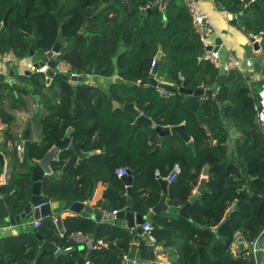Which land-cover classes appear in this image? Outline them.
I'll return each instance as SVG.
<instances>
[{"label":"trees","instance_id":"trees-1","mask_svg":"<svg viewBox=\"0 0 264 264\" xmlns=\"http://www.w3.org/2000/svg\"><path fill=\"white\" fill-rule=\"evenodd\" d=\"M215 2L219 9L234 15L231 22L238 27L253 34L264 32V0ZM160 3L161 0H115V3L111 0H0V28L11 10L0 35V53L13 51L19 60L31 51L42 56L63 35L66 42L58 59L67 62L74 73L84 78L82 82H72L53 77L48 82L45 73L38 71L20 76L24 84H2L0 117L5 123L14 121L3 102L8 87L11 108H22L27 97L40 94L45 114L39 111L34 117L43 139L38 143L27 141L24 160L28 164L27 173L0 186L3 195L0 224L8 222L5 196L14 191L11 206L20 213L30 202L33 169L38 164L30 161L27 152L44 157L54 145L48 131L64 136L73 127L74 139L79 141L82 133L88 138L98 134L97 142L82 140L84 150L105 151L104 135L113 138L109 141V144L112 142L108 148L110 156L105 157L104 163L85 158L73 168V162L66 160L74 158V152L62 151L63 157L54 163L61 173L45 176L42 189L60 201L63 209L69 208V201L91 200L98 184L107 182L105 200L99 205L109 212L119 211L126 207V196L122 179L116 175L118 168L128 165L134 175L143 177L150 165L162 163L163 176H167L178 164L181 173L167 188V202L172 210L157 214V226L151 231L155 245L165 250L154 260L149 257L148 264H256L250 247L257 239L264 246V126L262 121H257L261 118L262 102L248 84L249 76L237 69L224 73L223 83L219 85L220 65L205 57L206 49L195 31L188 3L167 0L166 20L160 10L141 16L142 9H155ZM262 37L264 53V34ZM160 48L163 55L156 74L158 86L140 84L151 75ZM259 66L264 73V62ZM88 76L107 81L92 84L85 81ZM181 86L209 89L213 93L196 95L172 90ZM48 87L50 94L44 92ZM159 89L165 93L161 94ZM113 101L122 108L114 109ZM130 103L153 120L154 125L135 124L137 116L123 108ZM49 119L54 120L53 127L50 123L46 126ZM225 121L233 123L240 134L236 148L229 144ZM84 124L89 128L78 131ZM174 125H184L185 133L194 142L195 152L187 140L175 134L165 137L157 149V126ZM206 167L209 170L207 188L190 202ZM150 193L158 194V191L151 189ZM156 199L144 198L145 209ZM235 199H238L237 207L228 214ZM186 205H189L187 216L180 213ZM43 224L52 226L51 233L44 234L58 242L60 237L56 235L57 224L52 216L43 219ZM25 235L0 239V264H28L27 259L35 258L36 244L34 250L27 252L26 246L22 256L12 253L10 259L4 260L7 241L19 240ZM28 236L38 242L34 234ZM238 236L241 240H237ZM130 239L124 238L122 250L104 249L99 251L100 255L93 251L87 257L100 264H123ZM235 242L237 253L233 252ZM63 246L69 247V242H63ZM141 253L143 257L149 253L145 241L141 243ZM85 258H78L79 263ZM36 264L60 263L39 257Z\"/></svg>","mask_w":264,"mask_h":264},{"label":"crops","instance_id":"crops-1","mask_svg":"<svg viewBox=\"0 0 264 264\" xmlns=\"http://www.w3.org/2000/svg\"><path fill=\"white\" fill-rule=\"evenodd\" d=\"M183 1L189 4L191 0H183ZM198 3L200 7L209 16L210 24L213 30L210 39L214 44V47L217 46L216 43L217 39L221 40V45L219 47V52L221 54L220 66L221 65L228 66L235 59L243 60L246 58H251L255 63L254 70H248L245 74L249 76L248 84L252 87V89L254 90V92L257 94L258 98L262 102L261 120L264 126V86L262 83L264 73L262 70L260 71L257 69L259 63L261 61L264 62V56L259 55L261 54L260 52L262 51L261 45L259 49H256L255 43L253 39L250 37L251 32L247 31L242 27H238L235 23L231 22L234 15H231L225 10L219 9L215 0H200ZM40 59L41 56L36 53L34 56H31V54H29V56L22 58L20 60L18 59L16 63L7 66L5 73L6 79L5 82H2V84H4V86L7 84H24L23 82H21V80H19V77L23 75L29 76L34 72H38L36 69L35 70L33 69V66L35 62ZM15 69H18V74L14 72ZM226 70L228 71V69ZM39 71L45 73L46 67ZM27 72H31V73L27 74ZM86 78L88 79L87 82H90L92 84L93 83L95 84L96 82L105 83L107 81V79L105 78H99L93 76H88ZM10 80L12 81V83L9 82ZM51 80H47V81H51ZM2 84L0 85V89H2L1 88ZM49 91H50L49 87L46 90H44L46 94H50ZM5 92L6 95L4 96L3 99V102L6 104L5 109H7V111L14 116V121L12 123H5L0 117V186H5L11 180L16 179L27 173L28 164L24 163V161L20 162L19 159L18 161L16 160L17 144L21 141V136H24L25 153H26V151H28L27 141L32 140V142L38 143L43 139L41 129L37 127L34 117L39 113V111H41L40 112L41 114H45V107L42 103L43 100L40 94H39L40 96L39 105L35 99L36 95H32L26 98V102L24 106L21 103V105L23 106L22 108L18 107L15 108L14 110L10 106V99H11L10 88L8 87L5 90ZM15 95L16 97H18V99H20V96L17 91H15ZM255 109L258 110L257 105L255 106ZM88 124L90 126L92 125V123H88ZM88 124H86V126L84 124L85 127L81 126L77 128V130L81 131L88 129L89 128ZM27 130H29L28 138L26 136ZM74 130L75 129L73 128V131ZM84 135L83 133L80 135V141L85 140L82 139L84 138L83 137ZM97 135L98 134L94 135L93 137H97ZM71 138H72V142L78 140V139H74L73 137ZM92 142H97L96 138H94V140L92 139ZM231 143L233 144V140H231ZM85 151L88 150L85 149ZM63 153L64 152H61L59 155H57L55 157L56 159H54L50 163L51 171L46 173L45 176L61 173V170H59V168H56L54 163L55 161L59 162V160L64 155ZM27 154H29V157L31 159L30 161L34 163L36 162L37 164H39V160L43 158L42 157L43 154L40 157H39L40 154L36 156L34 152H27ZM74 155H75L73 156L74 158H71L72 160L67 159L66 161L68 160L72 161L73 162L72 167L77 168L81 164L82 160H79V158L75 153ZM109 156H110V152H91L90 155L86 158H90L91 160L93 161L95 160L96 162L99 163H104L105 157H109ZM125 167L129 171L128 174L131 173L133 178L131 185L133 190L132 193L133 206L131 207V210L136 212L137 214L141 213L146 217L152 216L153 221L156 223L155 216L157 214L172 210L171 205L167 202V192H166L165 199L167 204V211L164 210L159 212L153 211V207L161 200L163 195V187L161 181L166 180V176H163V170H164L163 164L154 163L150 165L146 169V174L143 177H140L139 175H134L132 169L128 165ZM117 177L122 179L123 185L125 187L126 207L121 209L124 210L127 209L128 186L126 185L122 177L119 176ZM207 179H208V175L207 177H204L203 175L201 176V182L203 180L207 181ZM32 181H33V175H32ZM200 184L201 183H199V186ZM168 186H169V182H168ZM108 187H109V183L100 182L95 190L92 199L87 201L91 203V206L92 208H94L95 213L101 211L114 213L116 211L115 210L113 212H109L107 210L102 209L101 206L99 205V203L105 200L104 192ZM198 187L193 191V194L196 193L198 194L199 197L200 193L198 192ZM32 189H33V182H32ZM151 189L158 191V194H151L150 193ZM13 192L14 191H12L8 196L4 197V200L6 197H8V201H5L6 204L8 205V215H7L8 222L3 225L0 224V239L8 238V237H16L21 233L26 235L22 236L19 240L11 239L7 241L5 247V249L7 250L5 251L6 254L4 258V260L6 261L10 259L13 254L16 253H18L19 256H22L23 254L22 250L23 248H26V246H27V252L34 250V245L36 244L38 246L36 250V256L33 260L27 259L26 262L28 264H36L39 257H42L43 260H52L60 264H69L73 262L75 264H80L78 258L80 257L85 258L89 256V254H91L93 251H98L96 254L100 255L99 251H103L104 249H109L114 252H117L118 250H122L120 246L125 245L124 238H128V237L131 238L129 244L126 245L128 251L125 255H127L128 258H125V256L123 257V264H143V263L148 264L149 257L150 259H152L150 249L147 256L146 255L144 257L142 256L141 243L145 241L148 246L149 243L142 234H139L136 231L137 226L135 228L124 227L123 219H115V221L113 222L101 221L100 223H98L95 220H92L91 215L85 212L84 210L81 211L80 213L75 212L71 210L70 205L69 208L63 209L62 203L60 201L54 200L51 197L50 199H51L52 214L49 216H52L55 224L58 223L59 227L56 228L57 229L56 235L60 237L58 242L52 239V237L46 236L44 234V232H47V234L49 235L52 231V226L46 227L44 224H42L39 227H35L34 225V222L36 221L35 219H33L30 223L27 220H21L20 224L12 225L11 222L8 220L9 210L12 211L14 216L21 214L20 212H16L11 206V195L13 194ZM42 192L44 193L43 189ZM31 194H32V190H31ZM2 196L3 195L0 193V198H2ZM148 197H151V201H153L155 198L157 199L153 202V204H151L149 209L146 210L143 204V200L144 198H148ZM45 218L46 217L41 218L42 221ZM55 227L56 226H54V228ZM32 228H36L37 232H39L41 235L45 237V240L55 242L58 249L63 250L65 252L57 253L56 251H53L51 249L41 250L39 240L36 237V234L32 232ZM91 229H94V232L91 233L90 232ZM60 233L64 234L65 239L64 237H61ZM78 233H82L86 235L90 240H92L94 246L92 248H89L85 244V242H81V241L77 242L76 240H74L72 237ZM30 234H34L38 242H35V240L31 236H28ZM151 238L153 239L152 235ZM63 242H69L70 246L64 247ZM133 244H137V250L134 254V257L129 258ZM153 244H154L155 258H156L158 252L159 251L160 253L164 252L165 249L160 245L158 246L155 245L154 239H153ZM237 246L238 245L235 242L233 245V250H237L236 249ZM11 264H18V263L13 262Z\"/></svg>","mask_w":264,"mask_h":264},{"label":"water","instance_id":"water-1","mask_svg":"<svg viewBox=\"0 0 264 264\" xmlns=\"http://www.w3.org/2000/svg\"><path fill=\"white\" fill-rule=\"evenodd\" d=\"M195 1L199 2L200 0H195ZM111 3H115V0H111ZM166 3H167V0H161L160 6L158 8L154 9L152 7H147V8L142 9L141 16L145 17L148 13H151L154 10H160L162 12V15L164 16V19L166 20V16H165ZM10 12L11 10H8L7 14L5 15L3 26L0 28V35L2 31L4 30V27L7 24ZM65 42H66V38L63 35H60L59 41L52 47L51 50L43 54L40 60L35 62L33 69L34 70L36 69L37 71H39L46 67L45 73L50 78L59 77L65 80H71L72 82H82L84 79L82 75L69 76L65 73H55L54 72V69L56 67V63L58 60V55L59 53H61L62 47ZM216 43H217V46L214 47V50H219V47L221 45V40L217 39ZM255 46H256V49H259V45L257 43H255ZM30 54L31 56H34L35 52L31 51ZM162 55H163V52H162V49L160 48L157 54V62L154 65L151 75L148 78L142 80L140 84H150L155 87L158 86L156 74L158 71L159 60L161 59ZM257 67H258L257 69L261 71V67L259 65ZM14 72L18 74V69H15ZM226 72L227 70L225 68V65H221L220 66L221 77L219 80V85L223 83L224 73ZM29 73L31 72H27V74ZM5 79H6V75L3 74L0 76V85L2 84V82H5ZM9 82L12 83L11 80ZM262 83L264 86V80L262 81ZM172 90L174 91L180 90L185 93L196 94V95L213 93V91L209 89L206 90L204 88H200V89L192 90V89H186L184 86L172 87ZM110 98L111 99L113 98L112 95H110ZM216 98L217 100L220 99L218 92L216 93ZM35 99L39 105L40 96L36 95ZM219 105L222 106L221 103ZM113 107L114 109H117V108L119 109V108H122V105L118 103L117 101H113ZM123 108L127 111L132 112L135 116H137L135 124L147 123L150 125H154L153 120H151L150 118L142 114L137 109L134 103L126 104L123 106ZM225 123L227 127L229 128L230 139L233 140V145L236 148V140L240 134L237 131V129L234 127L233 123H229L227 121H225ZM156 129L159 134V145L157 149H159L165 137L175 134V135L182 136L185 140H187L189 142V146L195 152L196 149H195L194 142L190 140L189 136L185 133L184 125L157 126ZM72 132H73V128H69L66 135L61 137L51 129L48 131L49 135L54 140V145L46 153V155L41 160H39V164L33 169L32 197H31L30 202L26 205L24 211L21 214L14 216L12 211L9 210L8 220L11 222L12 225L20 224L21 220H27L30 223L33 219L35 220L41 219V218L47 217L52 214L51 199L49 196L45 195L42 192V180L44 179L45 174L51 171L50 163L55 159L57 155H59L64 150H71L77 155L79 160H83L86 157H88L91 152H95V151H85L84 143L82 141L72 142V138H71ZM28 134H29V130L26 131L27 138H28ZM208 172H209L208 167H206L204 169L203 176L207 177ZM122 178L124 182L126 183V185L128 186L127 209L119 210L115 214L108 213V212H102V211L95 213L94 208H92L90 202L84 203V202L77 201V202L72 203L69 201L68 205H70L71 210L78 212V213L84 210L85 212L91 215L92 220H95L98 223H100L101 221L113 222L115 221V219H123L124 227L135 228L137 226L136 231L139 234H142L147 239L149 243V249L151 252L152 259H155V249H154L153 239L151 238L150 233L143 229V225L146 221L151 223L153 227H156L157 224L153 221L152 216L146 217L142 215L141 213L137 214L136 212L131 210V207L133 206V199H132L133 190L131 187L132 181H133L132 174L129 173L127 176H124ZM161 183L163 187V195H162L161 200L153 207L154 212H159L163 210L167 211L165 194L167 192L168 182L166 180H162ZM206 188H207L206 180H203L200 186L198 187V192L200 193ZM197 197H198V194L196 193L193 194L190 199V202L195 201ZM5 201H8V197L5 198ZM188 208H189V205H186L185 207H183L181 209V214L187 216ZM32 232L36 234V237L39 240L41 250L51 249L53 251H56L57 253L65 252L63 250H59L55 242L45 240V237L41 235L39 232H37L36 228H32ZM258 245L260 246V242ZM136 250H137V244H133L129 258L134 257Z\"/></svg>","mask_w":264,"mask_h":264},{"label":"built area","instance_id":"built-area-1","mask_svg":"<svg viewBox=\"0 0 264 264\" xmlns=\"http://www.w3.org/2000/svg\"><path fill=\"white\" fill-rule=\"evenodd\" d=\"M245 1V0H242ZM189 11L193 17V21H194V27H195V31L196 33L199 35L205 49H206V53H205V57L208 58L210 61H212L214 64L216 65H220V52L219 50H214V44L212 43L210 36L212 34V27L210 24V20H209V16L208 14L200 7L199 3L196 2L195 0H191L189 3ZM263 32L261 34H253L250 33V37L253 39L254 43H257L260 47L261 43H262V36H263ZM60 55V53H59ZM58 55V56H59ZM18 61V58L16 56V54L11 51V52H5V53H0V76L1 75H5L6 73V67L16 63ZM155 63V61H154ZM156 64V63H155ZM154 64V65H155ZM254 66L255 63L253 62V60L251 58H246V59H235L233 60L228 66H225L226 69H237L239 71H241L242 73H246L248 70H254ZM55 73H65L69 76H74L77 75L76 73H74L71 69V67L69 66V64L63 60H57L56 63V67L54 69ZM180 77H182L180 75ZM45 78L46 80H51V78L45 73ZM264 80V77H263ZM159 84V83H158ZM161 94H164V90L163 89H159ZM257 109V107H256ZM258 122H261V118L258 117L257 118ZM229 144H231V142H229ZM17 155H18V159L20 162H23L25 160V139L23 136H21V141L17 144ZM128 169L126 167H120L116 170V175L119 177H124L128 175ZM181 173V167L180 165L176 164L172 170L169 172V174L166 176V180L167 182H172L174 181L178 175ZM237 203H238V199H235L231 205L228 208V214H230L231 212H233L236 207H237ZM117 211H115L114 213H116ZM43 224L42 219H37L34 222L35 227H39ZM57 227L58 226V223ZM143 229L145 231H148L149 233H151L153 226L151 223L149 222H145L143 225ZM61 237H64L63 233H60ZM74 240H76L77 242L81 241V242H85V244L89 247L92 248L93 242L92 240H90L86 235L82 234V233H78L76 235H74L72 237ZM260 242V239H257L252 246L250 247L251 250V254L255 260L256 264H260L259 258L260 255L263 254L264 256V246L261 244L260 242V246L258 245ZM238 245V243H237ZM244 244L241 243V246H243ZM237 250H233V252L237 253L238 252V246L236 247ZM125 258H128L127 255H125ZM82 264H100L97 263L95 261H93L90 258H85L84 261L82 262ZM144 264V263H143Z\"/></svg>","mask_w":264,"mask_h":264},{"label":"rangeland","instance_id":"rangeland-1","mask_svg":"<svg viewBox=\"0 0 264 264\" xmlns=\"http://www.w3.org/2000/svg\"><path fill=\"white\" fill-rule=\"evenodd\" d=\"M180 1H182V0H180ZM261 54H259V55H261V56H264V53L261 51L260 52ZM88 79L86 78L85 79V81H87ZM52 122H54V120L53 119H49L48 121H47V123H46V126H48V123H50V125L49 126H52L53 125V123ZM53 127V126H52ZM72 137L73 138H75L74 136H73V134H72ZM84 138H82V139H85L86 141H89V139H93L94 140V138H96V140H98L97 139V137H93V138H88L87 136H83ZM76 138H78V137H76ZM113 137L111 136V135H108V134H105L104 135V142L106 143L105 144V151L106 152H108V148L111 146V144H112V142H111V144H109V141H111V139H112ZM74 141V140H73ZM74 142H79V140H77V141H74ZM31 143H35V142H32V140H31ZM105 151H102V152H105ZM56 159V158H55ZM243 205V210L246 212L247 211V208L245 207V205L244 204H242ZM237 239L238 240H241V238L238 236L237 237ZM158 253H160V251L158 252ZM259 261H260V264H264V256H260V258H259Z\"/></svg>","mask_w":264,"mask_h":264},{"label":"flooded vegetation","instance_id":"flooded-vegetation-1","mask_svg":"<svg viewBox=\"0 0 264 264\" xmlns=\"http://www.w3.org/2000/svg\"><path fill=\"white\" fill-rule=\"evenodd\" d=\"M70 66V65H69ZM71 67V66H70ZM78 75V74H77ZM52 79V78H51ZM50 82V81H49Z\"/></svg>","mask_w":264,"mask_h":264}]
</instances>
